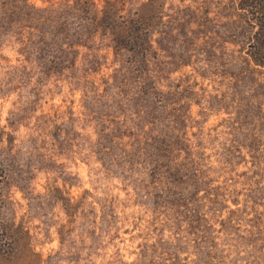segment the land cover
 Here are the masks:
<instances>
[{
  "label": "rangeland",
  "instance_id": "obj_1",
  "mask_svg": "<svg viewBox=\"0 0 264 264\" xmlns=\"http://www.w3.org/2000/svg\"><path fill=\"white\" fill-rule=\"evenodd\" d=\"M89 1L73 0L71 11L56 23H41L44 18L37 20L26 0H0V25L39 33L32 40L31 57H25L35 62L36 85L27 90L33 100L25 105L31 112L11 114L12 131L0 129V143L5 144L0 148V220L10 212L7 197L14 188L44 189L29 202L30 215L18 224L8 221L0 232V264H116L117 241L124 242L121 229L125 237L130 231L121 219L127 223L135 216V231L149 213L152 219L145 227L157 239L142 249L147 264H236L228 259L229 248L238 246L253 247L264 259V66L255 65L247 54L255 31L251 4L264 11V0H147L148 80L130 53L101 34L84 45L66 43L77 40L81 19L96 13ZM61 38L65 42L57 45ZM26 71L21 78L31 82ZM77 93H82L79 102ZM138 96L147 101L134 109L132 101ZM194 109L203 123H192ZM150 112L154 117L148 122ZM32 117L39 123H24ZM78 119L100 124L108 151H127L143 137L150 142L161 138L168 150L159 171L161 185L145 188L147 182L141 181L143 195L137 193L129 202L122 184L111 185L115 174L96 176L91 191L85 188L75 196L68 177L54 181L50 174L55 159L67 158L79 146V133L72 132ZM190 125L202 135L210 128L208 143L226 127L232 139L221 175H209L215 170L200 166L208 158L207 147L203 139L193 147ZM62 134L69 139L62 141ZM144 166L149 181L153 167ZM117 189L122 195H112ZM97 191L102 195L94 196ZM170 191L180 200L179 207L171 205ZM165 230L172 233L174 244L163 240ZM189 246L196 261L183 255ZM22 250L27 261H17Z\"/></svg>",
  "mask_w": 264,
  "mask_h": 264
},
{
  "label": "clouds",
  "instance_id": "obj_2",
  "mask_svg": "<svg viewBox=\"0 0 264 264\" xmlns=\"http://www.w3.org/2000/svg\"><path fill=\"white\" fill-rule=\"evenodd\" d=\"M121 2L125 7L120 12L119 18L127 19L130 18V13H134L141 4L147 3V0H121ZM72 3L73 0H26L27 6L33 10L37 20H40L41 17L44 18V20H40L41 23H44V21L56 23L61 15H67L71 11ZM95 6L97 11L103 10L108 6L107 0H95ZM88 23L90 26H93L91 18H89ZM61 26L57 24V27ZM38 35L39 33H33L31 29L21 31L17 26L5 27L0 25V129H3L5 133L12 131V128L9 126L11 114L19 113L23 117L25 112H31V108L25 107V105L33 100L32 97L27 95V90L34 88L36 85V73L33 71L35 69V62L34 58L26 60L25 57H31L32 40H35ZM30 36L31 40L29 39ZM25 70H27L26 74L31 75V82L21 78V73L25 72ZM64 95L66 97L68 95L67 88H65ZM81 95L82 93H77L76 95L78 102ZM56 103H59V98H57ZM192 115L194 117L193 124L195 120H201V123H203L201 116L196 115L195 109ZM24 123L31 126L39 122L35 117H32L31 120L25 118ZM23 130V127H21V132ZM72 132L73 134L79 133V137H76V142L79 146L70 155L66 154L67 158L59 157L55 159L54 170L50 174L54 181L61 182L65 177H68L69 183L75 184V187L71 189L72 194L75 196L85 188L91 191L96 186V176L112 177L115 174V178L111 179V185L122 184L128 194L125 197L127 201L130 202L137 199V193L141 196L143 195L140 192V188L143 187L141 181L147 182V167L144 166L145 162L142 156L138 161L130 159L129 155L133 151L131 148L127 150V154L121 152L119 149L108 151L105 147V139L101 132L100 124L96 122L78 119L73 125ZM193 132H196L195 137L192 136ZM209 132L210 128L205 127L202 135L200 131H197V127L190 125L188 138L193 147H195L196 140L203 139L205 141L208 158L204 159L200 166L205 171L210 168L214 169L215 171L209 172V175L219 176L226 169L223 154L225 153V149L230 146L229 141L232 137L228 135L225 127L219 129L218 133L212 134L219 137L214 143H208L212 138L208 135ZM17 134L19 135V133ZM68 139L69 137L61 135L62 141ZM19 146L20 141L18 140L17 147ZM3 147H5V144L0 143V148ZM49 155L51 156L52 153H49ZM129 165H134V167H130ZM78 173L79 176L77 175ZM125 176L127 179H125ZM60 186L65 188L67 192L65 184L61 183ZM50 187L55 188V183L50 184ZM134 187L136 188V192L132 191ZM37 191L42 194L44 193V189L38 187H30L25 192L14 188L13 192L7 197L11 200V209L5 215L4 220H0V232H3L8 221L18 224L21 217L26 218L27 215H30L28 213V205L29 202L37 198ZM107 194L103 193V195ZM93 195L99 196L102 193L97 191ZM112 195L122 194L117 189ZM0 199H3V197H0ZM130 211L135 213L137 209L131 208ZM139 212L141 215L144 214L143 209H140ZM151 219L150 213L145 215L144 222H141L140 227L135 229V231L131 229L135 216L130 217L127 223L121 219V223L124 227H128L130 231L129 235L125 237L121 229V237L124 242L117 241L119 255L115 258L116 264H147L148 257L142 252V249L145 244H155L157 239L155 234H151L150 228L145 227L146 222ZM136 233H140V235L137 236ZM163 240L175 243L172 233L167 230L163 233ZM2 243L3 241L0 240V244ZM41 250V248H35L36 252H40ZM229 252L228 259L232 260L234 258L236 264H256L258 260L260 264H264L261 254L256 252L253 247L238 246L235 250L229 248ZM183 255L188 256L190 261H196L197 259L191 246H189L188 251ZM17 261H27V256L23 250L18 254Z\"/></svg>",
  "mask_w": 264,
  "mask_h": 264
},
{
  "label": "trees",
  "instance_id": "obj_3",
  "mask_svg": "<svg viewBox=\"0 0 264 264\" xmlns=\"http://www.w3.org/2000/svg\"><path fill=\"white\" fill-rule=\"evenodd\" d=\"M88 6H95V0H90L87 3ZM107 7L100 11H95L96 13L92 14L89 17L81 19L82 26L80 31L75 33L77 40H67L73 45H84L83 43L91 42L96 35L101 34L107 38L108 42L120 50L127 51L135 59V63L138 64V67L145 72V78L148 80L146 72H149L150 60L149 52L151 50V32L149 29V18L147 16V4H141V6L134 12V15L130 14V18L120 19V12L123 11V4H119L117 0H107ZM252 9H254V26L255 31L253 36L250 39L248 44V56L250 60L259 66H264V11L260 10L259 4L256 8L254 4H251ZM258 9V10H256ZM256 10V12H255ZM102 13V14H101ZM89 18L93 22V26H90L88 23ZM65 31L64 29H61ZM82 32V33H81ZM83 33H87V38H84ZM65 41L55 40L57 45H63ZM62 43V44H61ZM81 43V44H80ZM151 83L152 80L149 79ZM147 101V97L138 96L133 99L132 104L134 109H137L142 103ZM154 113H147L146 120L149 122ZM156 123V120L153 122ZM132 135V134H131ZM147 136V134H146ZM131 138H133L131 136ZM152 139V138H151ZM140 141L137 143L129 145L133 151L129 155V158L132 160H139L142 156L146 164H149L153 167L152 175H150L149 181H147V186L149 185L156 186L157 188L161 185L160 178V167L163 164V157L168 150L164 147L163 140L159 137H155L153 142L147 140V137L143 139L139 138ZM128 148V149H129ZM124 153H127L126 150L122 149ZM133 166V165H132ZM4 173V170L1 173ZM192 183V195H194L196 189L194 181L190 180ZM180 186L184 185V180H179ZM174 192L170 194L172 198L171 205L179 207L180 200L173 196ZM158 197V196H156ZM190 199H192L190 197Z\"/></svg>",
  "mask_w": 264,
  "mask_h": 264
}]
</instances>
